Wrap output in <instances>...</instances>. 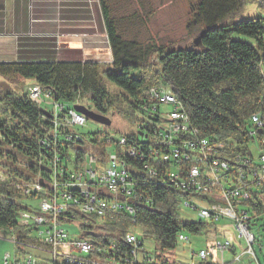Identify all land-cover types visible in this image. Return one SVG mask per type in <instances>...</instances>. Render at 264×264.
Segmentation results:
<instances>
[{"label":"built area","instance_id":"built-area-1","mask_svg":"<svg viewBox=\"0 0 264 264\" xmlns=\"http://www.w3.org/2000/svg\"><path fill=\"white\" fill-rule=\"evenodd\" d=\"M24 91L46 123L38 139L43 148L35 157L33 179L0 174L32 202L17 213L29 242L9 238L15 252H6L0 264H243L245 258L256 259L251 227L264 212V109L250 115L243 143L211 141L191 122L172 87L159 84L148 91L137 131L114 141L106 129L84 128L91 120L74 109L87 107L80 99L58 102L35 81ZM143 131L147 138L139 142ZM131 159L142 162L148 179L170 186L177 212L190 210L201 227L194 233L201 243L192 241V232L176 233L181 245L175 260L143 253L135 230L124 233L120 244L97 228L120 212L133 224L139 206L151 204L152 197L138 189ZM84 221L93 227L82 230L85 234L73 236L63 228L74 223L81 229Z\"/></svg>","mask_w":264,"mask_h":264},{"label":"trees","instance_id":"trees-1","mask_svg":"<svg viewBox=\"0 0 264 264\" xmlns=\"http://www.w3.org/2000/svg\"><path fill=\"white\" fill-rule=\"evenodd\" d=\"M119 1L99 0L111 62L102 64L80 58L0 61V76L9 80L16 76L31 79L61 103L70 104L85 97L88 108L103 115H122L129 122L143 114L141 108L149 104V89L165 81L202 135L211 141L234 139L243 143L250 115L264 109V16L234 20L251 0H196L191 25L195 32L200 31L195 35L202 46L199 51L167 49L148 39L140 40L145 25L140 12L147 18L151 9L145 10L140 2L141 11L118 15ZM227 19L230 21L221 24ZM203 23L207 29H203ZM153 56L157 57L156 66L151 62ZM0 112L5 115L0 120V174L14 180L33 179L38 172L35 157L43 148L38 139L46 125L39 118L40 109L24 90L8 91L0 96ZM19 132L25 133L22 138ZM131 139L135 141L134 137ZM130 162L137 169L133 175L138 189L152 197L151 204L139 206L133 224L126 213L120 212L97 228L117 237L120 244L124 233L141 228L142 235L153 240L161 253L177 246L178 231L198 232V222L179 218L175 191L157 184L156 179H148L141 161ZM29 198L11 182H0V228H10L24 243L29 242L28 229L19 223L17 213L27 206ZM89 225L84 224L81 231L91 228Z\"/></svg>","mask_w":264,"mask_h":264},{"label":"crops","instance_id":"crops-1","mask_svg":"<svg viewBox=\"0 0 264 264\" xmlns=\"http://www.w3.org/2000/svg\"><path fill=\"white\" fill-rule=\"evenodd\" d=\"M187 2L192 8L185 27L191 29L196 2ZM144 9L150 5L144 3ZM140 13L144 31L151 33L153 11L147 18ZM75 54L112 60L99 0H0V61L71 60Z\"/></svg>","mask_w":264,"mask_h":264},{"label":"rangeland","instance_id":"rangeland-1","mask_svg":"<svg viewBox=\"0 0 264 264\" xmlns=\"http://www.w3.org/2000/svg\"><path fill=\"white\" fill-rule=\"evenodd\" d=\"M196 2V0H191ZM140 2L148 3L150 5V9L153 11L154 19H152V31L145 32L141 30L142 34L139 35L140 40L148 39L151 42L157 43L158 47H168L167 49H194L199 51L202 49L201 44L196 41L195 35L199 32H195L193 27L189 29V27H185L186 23L188 22V14L189 9L192 6H188L187 0H120L118 4V15H126L130 16L133 12L141 10ZM261 0H251V2L245 4L242 10L238 13V15L234 18V20H241V19H248L251 17H256L259 14L264 13V6L261 4ZM139 4V6H138ZM190 20V19H189ZM230 21L229 19L225 20L221 24L227 23ZM166 22L169 25V28H163V23ZM190 23L188 24V26ZM203 29H207L208 26L206 24L201 25ZM145 33V34H143ZM236 38L241 40H246L245 37L235 35ZM147 40V41H148ZM81 55H74L73 59L80 58ZM72 57V56H71ZM103 58L104 56H100ZM99 58V57H98ZM100 58V59H101ZM82 59V58H80ZM83 60V59H82ZM94 61H97L94 59ZM102 64H107L110 61L106 62V59H101L98 61ZM153 66L157 64V57L153 56L152 58ZM262 71L264 72V65L261 66ZM261 71V75H262ZM263 78V76H262ZM33 80L27 79L24 77L16 76L13 79L9 80L0 76V96L8 91L12 92H21L26 89L28 85L32 83ZM164 81V80H163ZM264 82V81H263ZM163 86L170 85L168 82L161 83ZM171 87V85H170ZM173 91V89H172ZM174 92V91H173ZM84 105L90 107L89 101L85 97L80 99ZM92 112L97 113L99 115L105 116L110 119L111 124L109 126L104 125L103 123L97 122L90 118L91 121L87 122V125L84 127L85 129L96 130V129H106L109 135L113 134V140L118 141L122 134H126L128 132H136L135 129L139 125L141 121H143V114L137 115L136 119L132 120L131 122L127 121L122 117V115H103L101 113L96 112L93 108H90ZM4 114L0 112V117L4 118ZM149 131V130H148ZM25 133L19 132V138H22ZM139 142L142 141L143 138H147L146 132L143 131L142 133H138ZM11 147V146H10ZM114 142L111 144V150L114 151ZM71 154V153H70ZM0 182H3V179H0ZM26 200V199H25ZM36 201V200H35ZM28 203V207L31 206L32 202L30 200H26ZM179 218L183 222H195L196 216L193 212L188 209H181L178 211ZM82 221L80 220L79 223ZM84 224H89V222L84 221ZM91 225V224H90ZM89 225V226H90ZM90 229H93L90 226ZM63 228L69 232L70 235L79 236L81 234V229L78 225L74 223H65ZM135 233L142 238L143 242V253H147L150 255H162L169 260L176 259V248H173L165 253H161L156 247L157 245L151 239L146 238L142 235L143 230L141 228H135ZM254 237L256 239V243L254 244V251L256 255V259L250 257L248 261H244L243 264H264V212H262L255 220L254 225L251 227ZM98 230H100L98 228ZM189 234V233H188ZM13 235H16L10 228L4 226L0 228V262L2 261L3 255L6 252H15V246L12 244L11 241L8 239L11 238ZM190 238H193V242L201 243V236L195 237L194 233L189 234ZM209 237V235H207ZM212 237V236H211ZM187 253L185 252L182 256H186ZM179 257V256H177ZM229 257L226 254V258ZM227 264H237L235 262H230Z\"/></svg>","mask_w":264,"mask_h":264},{"label":"water","instance_id":"water-1","mask_svg":"<svg viewBox=\"0 0 264 264\" xmlns=\"http://www.w3.org/2000/svg\"><path fill=\"white\" fill-rule=\"evenodd\" d=\"M263 6H264V0H261ZM74 109L80 113H83L87 116H89L91 119L103 123L106 126H109L111 124V121L109 118L99 115L97 113L92 112L91 110H87L85 107L81 105H74Z\"/></svg>","mask_w":264,"mask_h":264},{"label":"bare ground","instance_id":"bare-ground-1","mask_svg":"<svg viewBox=\"0 0 264 264\" xmlns=\"http://www.w3.org/2000/svg\"><path fill=\"white\" fill-rule=\"evenodd\" d=\"M262 4V3H261ZM263 74V73H262ZM264 75V74H263Z\"/></svg>","mask_w":264,"mask_h":264}]
</instances>
